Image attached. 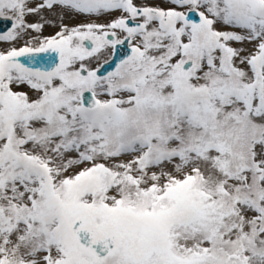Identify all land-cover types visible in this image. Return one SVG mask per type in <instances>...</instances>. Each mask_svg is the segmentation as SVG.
Returning a JSON list of instances; mask_svg holds the SVG:
<instances>
[{"label":"snow or ice","instance_id":"1","mask_svg":"<svg viewBox=\"0 0 264 264\" xmlns=\"http://www.w3.org/2000/svg\"><path fill=\"white\" fill-rule=\"evenodd\" d=\"M0 264H264V0H0Z\"/></svg>","mask_w":264,"mask_h":264}]
</instances>
